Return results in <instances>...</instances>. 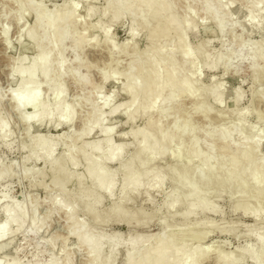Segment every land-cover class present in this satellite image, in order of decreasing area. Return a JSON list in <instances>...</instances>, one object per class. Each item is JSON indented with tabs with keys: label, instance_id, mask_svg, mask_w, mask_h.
<instances>
[{
	"label": "bare ground",
	"instance_id": "6f19581e",
	"mask_svg": "<svg viewBox=\"0 0 264 264\" xmlns=\"http://www.w3.org/2000/svg\"><path fill=\"white\" fill-rule=\"evenodd\" d=\"M9 1H13L16 6L17 21L21 22L24 15L28 12H32L34 15L33 24L31 26L27 24L24 25V28H21L22 30L20 31H22V35L32 43L36 51V55L29 63H27L28 61L25 63L26 58L24 55L19 56L16 58V62H13L14 64L8 75L9 80L11 78L16 79L15 87L12 88V90H10V88L8 90V92L10 91L8 93V98L11 101L12 107L14 111L16 110L20 114V120H22L28 129H31V124L37 125L40 124L41 121H44L52 128H58L59 126H67V128H70L75 118V112L74 108L66 103V89L62 80L67 75H70L73 79V84L82 89L89 87L91 83L88 77L80 76V73H77L81 67L87 66V64H85L86 62L75 60L73 64L74 67H71L70 64H67L64 52L69 50V46L81 48L91 46L94 48L96 44L91 42L93 39L89 41L88 38L87 41L84 39L85 36L83 33L80 32L81 34H78V32L76 34L74 30V26L78 22L74 14L77 12L78 6L81 5V3L79 2L80 4H78V2H76L78 0H66L48 12L45 7L46 11L44 10V5L40 4L43 0L39 2L43 9L37 5L38 3L36 4V0ZM83 1L85 2V0ZM182 1L186 2V0ZM244 1L246 0H243V2ZM201 2L204 3V9H201L205 12V14H202L205 15L207 19L210 18L212 20L221 37V34L227 30V22L234 21L231 19L233 17L232 14L230 15V10L233 6L232 3L224 5L221 0H198V3L201 4ZM263 2L262 0H247L246 3L244 2V8L248 10L247 17L245 16L247 25L250 24L259 29L264 28V10L262 11L260 9L261 3ZM175 3L172 0H111L102 8V11L100 10L101 17L109 16V23H115L125 16L131 17L128 39H125L122 44L123 50H126L129 44H132L130 42L136 38L139 26L142 28L147 22L149 23V20L154 21L153 19H156L159 21L154 28L146 29L147 33L145 36L151 40L150 47L140 54V59L130 62L127 65L126 72H124V83L121 84V89L127 99L114 108L112 107V109L105 114L103 107L113 99V91L107 96H103V98H106L100 105L93 103L91 96L92 94L101 92V89H103L102 84L101 86L99 85L100 87L98 88V85L95 86L96 89H92V91L85 96V102L91 106L90 114L88 118L82 122V127L80 131L75 134L74 138H87L95 133L100 134L102 138L98 140L94 138L91 141H85L77 146L76 149H74L73 146L66 145L67 149H65V152L62 154H56V149L60 141L65 138L64 135H35L29 137L31 138L29 140V145L22 144L20 146V150L24 152V156L22 157L23 162L26 163L31 160L34 162L40 161L43 163L42 166H45V169L49 170L51 174V180L49 182L51 183V189L57 192V196L53 197L49 202L50 210L52 212L58 211L64 213L65 224L69 226V235L71 234L73 236L77 247L81 250L83 249L87 254V264H114L119 248H124L126 251L124 264H203L204 261L210 257L212 249L210 248L211 245L210 247H205L202 246L201 243H203L202 241L205 240L213 230L239 237L240 234L238 235L237 230L240 229L234 227V225L238 227L237 223H233L234 225L231 223L232 225L229 224L227 226L226 224V226H219L217 223L214 224V221L210 223L211 220H201L197 217L200 214L206 213L220 214V207L218 209L216 207L217 205H214L212 201L210 202L209 198L206 197L208 194L205 195V193L202 192L204 189L201 190L199 184L201 186H206L212 179L219 184L223 181L233 182L235 180L241 189L240 194H244L247 184L250 181L249 184L252 183L258 187V191L256 192L257 195H255L256 199L264 196V187L260 186L264 173V160L262 161L258 157L260 156L258 151L262 140L259 139V133H257L258 131L255 130L254 127V130H252L253 134L250 133V135L247 134L248 136H241L243 130H245L244 111H240L236 114V122L234 121V124H231V126L229 124L228 128H222L216 131L203 130L207 142H204L207 144V151L203 153L201 149L199 150L200 147L198 148L199 143L197 138H190L191 136L186 138V136L188 137L189 134H193V131L195 132L197 129L190 124L188 120L189 116L179 120L180 117L178 118L177 115H173V117L170 115L173 125L171 124L172 122H170L167 130H165L166 128L163 130L162 125H160L162 123L160 120H162L163 117L169 116V109L173 107L175 104L174 102H177V98L182 94H187L190 101L195 99V103L196 99H198L201 104H198L199 109L197 111L199 112L201 107L199 113L203 116H208L211 112L210 107L213 105H217L222 110V105L225 102L224 100L228 92H225L228 86L224 90L221 83L214 84V79H211L212 82L209 86L201 85L200 75L203 69L210 70L214 73L220 65L229 60L232 56L231 51H228L229 53L226 54L220 53L219 51L212 57L209 54L210 52H207L208 49L206 48L207 51L205 50V46L210 41L208 39L207 41L201 40L200 43L191 46L187 38L190 36V33L196 32L195 29L197 25L195 22L197 21H194V18H192L195 14L194 16L192 15L193 9L191 10V8L185 10L187 12L185 16L178 14ZM193 4L195 5V3ZM86 6L87 9L85 11H87L86 14L89 17L93 16L95 12L99 10L95 6ZM243 22L244 20H241L242 25ZM233 25H235V21L232 23V26ZM25 26L27 27L25 28ZM95 26L104 36L103 40L107 43L106 45H108L106 48H108L110 57L113 56L116 49L114 48L115 46L109 44L111 25L103 26L102 24H96ZM141 28L139 29L141 30ZM8 30V27L4 26L1 28L0 32V40L3 45L7 47L9 46ZM173 36L175 39L174 42L171 41V43L169 41ZM94 39L96 40V38ZM160 40L166 41L167 43H159ZM67 44L69 46H67ZM250 45V53L253 56H258L257 60L251 62V68L257 70L259 63L262 62L264 69V42L251 43ZM144 61L146 64L143 63ZM116 71L115 74L113 72L101 73V81L104 85L106 82L115 79V75L117 74ZM259 73H264V70ZM121 75L123 76V72ZM37 76L41 78V82L37 79ZM258 76L257 79L262 80L261 78L263 76L261 78H258ZM255 77L253 76V78ZM257 79H253L255 80L254 82H257ZM222 80L223 79H221V81ZM43 87L45 88L43 90H46V93H48L47 96L50 95L53 98V103H49L48 100H46V96L43 97ZM228 95H230V93ZM229 97H231V95L226 97V101ZM233 99L235 102L234 104L240 103L241 94H236ZM148 100H150V102ZM144 101L150 106L143 105L144 108L142 106V102ZM160 102H162V104ZM163 102L165 103L164 105ZM166 102H168V104ZM177 104L179 105V103ZM224 105L226 106L225 103ZM196 107L197 106H195V108ZM155 108H157V112ZM181 109L182 108H180L179 111H181ZM152 110H155L154 114ZM117 113L125 115L126 122H133L135 119L137 120L138 117L145 118V123L142 127H137L136 129L134 128L123 133V136L128 135L131 138V143L124 141H120L116 144L113 143V138H111V136L114 128L104 125L107 114L112 117ZM182 114L184 115V113ZM256 129L258 128L256 127ZM249 130L250 129H248V132ZM232 132L239 134L240 142L236 144L232 143L230 139V134ZM243 133H245V131ZM176 139L190 140L188 144L185 142L183 143L188 146L187 150L189 153L187 151L186 153H188L191 159L187 158L186 153L181 150L175 151L173 154L171 153L172 155L169 152L167 154L166 146H171L172 142ZM12 142V133H9L7 123L0 116V143H3L6 147H10ZM218 142H220L219 147L221 148L218 149L222 151V153L220 152L221 154L217 156L216 153H213L215 151V149L213 151V146L215 147V143ZM130 145L136 146V150L133 155H131V158L124 160L125 151ZM178 146H180V144ZM181 146L183 147V145ZM230 148H232L233 154L231 151L232 157L229 156L231 159L229 162L227 160L228 166L224 169V165L222 164L225 160L223 161L221 156ZM166 157H169L171 161L175 163L186 157L187 171L175 174L171 169L158 170L154 167L156 161ZM194 159H199L201 161L199 166L196 164L195 167L193 166L192 161ZM213 159L216 161V166L213 165L214 162L211 164ZM113 162L122 163L121 169L119 170L121 172L120 192L117 200L114 201L109 208H103V210H101L100 205L103 202V198L113 197L116 188V172L108 168V165ZM81 163L84 165V169L81 172H76L75 169L79 167ZM221 169H224V173L221 175L223 178L218 175V173L221 174ZM41 170H39V172L37 171L38 174L35 172L34 176L37 174V176L40 175L41 178H46L44 176V170ZM190 170H195L197 173L199 184L198 180L196 183L193 179L189 178L188 171ZM249 170H251V172ZM245 172L248 173L246 177L248 179L243 180L240 179L241 177L238 178V174L239 176L241 174L243 176L246 174ZM168 173H170V179L171 175L173 177V185L176 183L175 188H184L186 192H181L180 194L178 193L180 189H174L172 186L173 190L167 193L164 196V200L149 212L145 211L142 207L133 208L128 206L129 201H132L140 192L146 194V202L152 203L153 198L150 195L151 191H162L166 182V174L168 175ZM9 175V170L6 167L0 170V180L5 179L6 176ZM26 176L28 177L27 173L25 174V177ZM44 180H38V183H35L36 180L34 181L32 178L30 181L31 186L40 184V187L42 186L43 189H47L49 183L47 185L44 184ZM71 181L77 182L78 191L76 190V193L66 188V185L68 183L70 184ZM241 197L243 196L241 195ZM242 199L239 203H235V206L233 205L234 212L240 211L244 216H249L253 219V225H249L248 228L245 229V234L251 235L255 239L258 250L257 253H254L249 247H245L242 249L241 255L250 256L256 264H264V232H261V230H258L259 227H256L261 223L260 217L263 213L262 209L264 205L256 208L250 204L253 201L255 202V199H251L253 201L249 198H244L246 201ZM247 199L251 202H247ZM2 207L3 208L0 209L3 215V219L0 221V248L11 236H16L21 230L29 228L26 230V232H28L31 228L34 234H38L45 225V223L41 224L37 221V217L34 213H32V217L30 216V220L27 219L25 208L19 201L17 203L15 201L12 205L5 204ZM80 207L83 208L86 215L90 217L96 226L113 222L122 223L130 227L146 228L150 221H153L154 217H156L157 213H160L162 209H164V216L159 221L161 228L158 232L144 234L131 231L127 236H123L121 233L109 235L90 229L91 227H88L86 221L81 218L78 219V217H76V211ZM176 217L179 218L178 227H175L172 223V220ZM27 221L28 226H26ZM47 230L48 226L42 231L43 234ZM182 236L191 238L195 241L194 244L183 245ZM54 241L55 237L48 243H52L53 245ZM214 258L218 264L239 263L238 260H232L229 253L228 255H221L219 253L216 255L214 254ZM2 260H0V264H20L17 258L5 262ZM64 261H66L64 264H73L70 257ZM47 264H61V262L52 260Z\"/></svg>",
	"mask_w": 264,
	"mask_h": 264
},
{
	"label": "rangeland",
	"instance_id": "374dc122",
	"mask_svg": "<svg viewBox=\"0 0 264 264\" xmlns=\"http://www.w3.org/2000/svg\"><path fill=\"white\" fill-rule=\"evenodd\" d=\"M66 0H43V2L40 0H36V4L38 6L44 5L48 12H50L55 6L58 4L65 2ZM88 1V2H86ZM111 0H85V2L82 0H78V4L81 3V5L78 6L77 12L74 14L75 19L78 21L77 24L74 26V30L76 31V34H81L85 36L84 39L88 41L92 40V43H96L94 45V48L91 46H87L85 48L81 47H70L69 50H66L67 52H64V57L67 60V64L73 66V64L76 61L80 62H86L87 66H83L78 70V74L80 76H85L90 79L91 85L87 88H80L76 87L75 84H73V79L70 77V75H67L65 78H63L62 83L65 86L66 89V103L69 104L74 108L75 112V118L72 123V126L70 128H67V126H59L58 128H52L50 125H47L44 121L40 124L34 125L31 124L30 128L20 120V114L12 107L11 101L8 98V90H12V88L16 85V79H10L8 78L10 69L13 66V62H16V58H18L21 55L25 56V63H29L30 60L36 55V51L32 45L31 42H29L24 35H22V30L24 28V25L31 26L34 22L33 17L34 15L32 12H28L24 15L21 22L16 20V6L13 1L9 0H0V32L2 27H8V47L3 45L2 41L0 40V116L8 125V131L9 133H12V144L10 147H6L3 143H0V170L3 168H7L9 170V176H6L5 179L0 180V209H2L5 204L16 203L19 201L21 204H23L27 219L30 220V216L32 217V213L35 214L37 217V221L39 223H45L44 227L38 234H34L33 231H31V228L28 232L26 230H21L18 232L19 234H16V236H11V238L3 243V246L1 245L0 248V258H4L2 260L3 262L12 260L13 258H17L20 262V264H47L51 262L52 260H58L61 262V264H64L66 261L65 259H71L73 264H87V254L83 249L81 250L79 247H77V244L75 242V239L70 234L69 235V226L65 224V216L63 212H52L50 210V200L57 196V192L53 189H51V186L49 183L51 180V174L49 173L48 169H45V166L43 167V163L38 161L34 162L33 160L28 162H23L22 157L24 156V152L20 150V146L23 144L29 145V140L32 136L35 135H64L65 138L60 141V143L57 146L56 154H62L65 152V149H67L66 145L73 146L74 149L77 148L81 143H84L85 141H91L92 139H100V134H92L90 137L87 138H80L75 139L74 136L77 134V132L80 131L82 127V122L88 118L90 114L91 106L85 102V96L92 91V89H96L95 86L100 87L102 84V88L100 93L92 94L91 100L93 103L101 104L103 100L106 98H103V96H107L110 92L113 91V99L106 104V106L103 107V110L106 114V112H109L112 107L114 108L119 103L125 101L126 95L121 89V84L124 83V72H126L127 65L132 62L133 60L140 59V54L151 45V40L146 38L145 34L147 33V28H154L159 21L156 19H153L154 21L149 20V23L147 22L144 28V26H139L141 30L138 28L137 36L134 40H132L129 44V47L126 50L122 49V44L125 39H128V29L129 25L131 23V17L125 16L123 19L115 22V23H109V16L101 17V11L102 8L105 7V5L110 2ZM176 5V10L178 11V14L185 16L187 12L185 10L193 9V16L195 24L197 25V28L195 29V33H190L187 38V41L191 46L196 45L197 43H200V41H209V43L205 46L208 49V53L213 57L215 56L219 51L220 53H229L228 51H231L232 56L229 58V60L220 65L217 70L213 73L210 70L203 69L201 71L200 75V83L204 86L211 85L212 80L215 82L214 84L221 83L222 88L227 92V96H230L228 100L226 101L225 97V104L226 106L222 105V110L217 105H213L210 107L211 112L208 116H203L197 110L198 104L200 105V101L195 99L190 101V98L188 99L187 94H182L177 98V102L175 101L173 107L169 109L168 113L169 116H166L163 120H160L162 123V129L167 130L170 122L173 125V121L171 119V116L177 115L179 120L184 119L185 117L189 116L188 120L190 121V124L193 125L194 128H197L195 132L193 131V134H189L191 136L190 138H197L199 143V150L201 149V152L207 151V142L205 139V133L204 131H216L220 130L222 128H228L229 124H234L233 122H236V118L238 112L244 111V124H245V133L242 132L241 136H248L253 134L252 130H257L259 133V139L262 140L258 154V156L262 161L264 160V73L260 74L259 72L263 71V63L260 62L257 70H253L251 68V62L254 60H257L258 56H253L250 53V44L253 43H261L264 42V28L259 29L257 27H253L252 25L246 23V17L248 14L247 8H244V4L247 2L242 0H221L224 5H228L232 3V8L230 10V15L232 14L231 19L235 21V25L232 26V23L234 21H228L227 22V30L221 34L220 37L219 32L216 30L214 23L209 18L207 19L205 15V12L202 10L204 9L203 5L204 3L201 2L198 3V0H186V2H183L182 0H172ZM185 1V0H184ZM195 1V2H194ZM197 1V2H196ZM200 1V0H199ZM250 1V0H249ZM252 1V0H251ZM264 0H262L263 2ZM40 2V4H39ZM80 2V3H79ZM195 3V5L193 3ZM226 2V3H225ZM230 2V3H229ZM234 2V3H233ZM86 5H91L92 7H96V12L93 16L89 17L85 11L87 8ZM201 5V6H199ZM197 6V7H195ZM41 7V6H40ZM263 7V8H262ZM42 8V7H41ZM42 8V9H43ZM44 8V10H45ZM197 8V9H196ZM202 8V9H201ZM244 8V9H243ZM199 9V11H198ZM203 11H201V10ZM236 9V10H235ZM262 11L264 10V2L261 3ZM101 10V11H100ZM46 11V10H45ZM99 11V12H98ZM235 11V12H234ZM98 12V13H97ZM233 12V13H232ZM97 13V14H96ZM186 13V14H185ZM264 13V11H263ZM100 14V15H99ZM202 15V16H201ZM77 16V17H76ZM246 16V17H245ZM73 17V18H74ZM91 19H89V18ZM205 17V18H204ZM245 17V18H243ZM261 18V17H260ZM99 20V22H98ZM210 20V21H209ZM238 20V21H237ZM241 20H244L243 25L241 23ZM96 21V23H95ZM101 22V23H100ZM104 22V23H103ZM106 23V24H105ZM231 23V24H230ZM237 23V25H236ZM94 24V25H92ZM96 24H102L103 26L111 25L110 30V38H109V44L115 46L116 52L113 56L110 57L107 43L104 42V36L100 32L99 29L95 26ZM105 24V25H104ZM155 24V25H154ZM23 26V27H22ZM95 26V28H94ZM232 26V27H231ZM27 26H25L26 28ZM22 28V29H21ZM230 29V30H229ZM259 29V30H258ZM216 30V31H215ZM145 31V32H144ZM81 32V33H80ZM85 32V33H84ZM250 33V34H249ZM20 35V36H19ZM19 36V38H18ZM22 36V37H21ZM24 36V37H23ZM212 36V37H211ZM17 37V38H16ZM21 37V41H20ZM87 37V38H86ZM23 38V39H22ZM96 38V40L94 39ZM221 38V39H220ZM1 39V36H0ZM18 39V40H17ZM174 36L170 39L169 42H174ZM111 40V41H110ZM255 40V41H254ZM20 41V42H19ZM96 41V42H95ZM167 43L166 41L160 40L159 43ZM172 43V42H171ZM164 44V43H163ZM136 47V48H133ZM122 49V51H121ZM118 50V51H117ZM120 51V52H119ZM217 51V52H216ZM215 53V54H214ZM113 57V58H112ZM144 64L145 61L143 62ZM74 67V66H73ZM117 70V71H116ZM253 70V72H252ZM115 79L112 81H108L103 84L101 81V73H114ZM123 72V76L121 75ZM226 74V75H225ZM225 75V76H224ZM262 77L260 79H257ZM253 76L255 78H253ZM38 77V76H37ZM70 77V78H69ZM41 82V78H37ZM221 79H223L221 81ZM257 79V82H254ZM220 80V81H219ZM217 81V82H216ZM219 81V82H218ZM225 83H224V82ZM102 82V83H101ZM223 82V83H222ZM225 84V85H224ZM100 85V86H99ZM104 85V86H103ZM45 89L44 87L42 90ZM228 89V90H227ZM45 92V95H44ZM230 93V95H228ZM241 94V100L240 103L234 104V97L236 94ZM46 93V90H43V97L46 96V100H48L49 103H53V98ZM181 98V99H180ZM51 99V100H50ZM198 100V102H197ZM150 102V100H148ZM165 102V101H164ZM163 102V105L165 104ZM228 102V103H227ZM162 104V102H160ZM168 104V102H166ZM179 103V105L177 104ZM206 103V102H205ZM72 104V105H71ZM147 104V105H146ZM208 104V103H207ZM74 105V106H73ZM150 106L145 101L142 102V106ZM159 105V104H157ZM170 105V104H169ZM178 109H176V106ZM206 105V104H205ZM171 106V105H170ZM182 106V107H181ZM195 106H197L195 108ZM144 107V106H143ZM181 111L180 110V108ZM145 108V107H144ZM245 108V109H244ZM157 108H155L156 110ZM196 109V110H195ZM226 111H225V110ZM243 109V110H242ZM155 110L153 111V114L155 113ZM183 110V111H182ZM196 113H194L195 111ZM157 112V110H156ZM228 112V113H227ZM258 112V113H257ZM184 113V115L182 114ZM187 115H186V114ZM194 113V114H193ZM225 114V115H224ZM260 114V115H259ZM262 114V115H261ZM202 115V116H201ZM108 116V117H107ZM106 119L104 121V125L106 127H113V134L111 138H113V143H118L120 141L124 142H130L131 138L127 136H123V133L128 132L131 129H136L137 127H142L145 123V118L138 117V119L134 120L133 122H126L125 115L121 113H117L114 116L110 117V115L107 114ZM201 116V117H200ZM260 116V117H257ZM205 117V118H204ZM112 118V119H111ZM168 118V119H167ZM259 118V119H258ZM171 119V120H170ZM113 120V121H112ZM120 120V121H119ZM181 122V121H180ZM171 125V126H172ZM181 125V123H180ZM170 126V127H171ZM161 127V126H160ZM204 127V128H203ZM254 127V129H253ZM256 127L258 129H256ZM207 129V130H204ZM248 129L249 132H248ZM204 130V131H203ZM11 131V132H10ZM192 133V132H191ZM248 134V135H247ZM11 135V134H10ZM230 139L232 143L240 142V136L236 132H232L230 134ZM124 139V140H123ZM176 139L172 142V145H168L167 148V154L168 152L173 154L175 151H183L186 153V151L189 153L188 146V139ZM177 141V142H176ZM185 142V143H183ZM206 142V143H204ZM183 143V144H182ZM190 143V142H189ZM180 144V146H178ZM183 145V147L181 146ZM185 145V146H184ZM27 146V145H26ZM220 142L215 143V147L213 146V153H216L217 156L222 153L219 149ZM136 146H128L125 154H124V160H127L131 158L133 153L135 152ZM219 148V149H218ZM169 149V150H168ZM230 150V151H229ZM225 151L221 156L223 162L222 165H224V169L226 166H228V162L232 157L231 151L232 148ZM217 151V152H216ZM221 152V153H220ZM186 153L187 158H190V156ZM207 153V152H206ZM227 153V154H226ZM169 154V155H170ZM171 154V155H172ZM215 154V156H216ZM233 154V151H232ZM168 155V156H169ZM230 156V157H229ZM187 158H182L179 160V162H173L169 157H166L162 160L156 161L154 164V167L158 170H165V169H171L173 173L180 174L183 173L186 170V160ZM225 158V159H224ZM80 159V158H79ZM191 159V158H190ZM81 160V159H80ZM199 159H194L192 161L193 166L195 167V164L197 166L200 165L201 161ZM216 160V158H215ZM214 159L211 161V164L214 162L213 165L216 166V161ZM228 160V162H227ZM181 161V162H180ZM189 161V160H188ZM122 162V161H121ZM227 162V163H226ZM264 162V161H263ZM122 163L113 162L112 164L108 165L109 169L115 170L116 172V188L113 194V197H104L103 202L100 205V209L103 210L109 208L114 201L117 200L119 192H120V186H121V172L119 171L121 169ZM161 166V167H160ZM167 166V167H166ZM196 166V167H197ZM169 167V168H168ZM161 168V169H160ZM44 170L45 177H42L40 175L37 176V171ZM84 169V165L81 163L79 167L75 169L76 172H81ZM224 169L220 171L221 174L218 175L221 176L222 173H224ZM41 170V171H42ZM170 170V173H171ZM252 170V168H251ZM251 170H249L251 172ZM36 176H34V173ZM28 174V177H25V174ZM170 173L168 175L166 174V182L163 186L162 191L152 190L150 195L153 198V202L149 203L146 202V194L144 192H140L139 195H136L132 201L128 203L129 207L133 208H144L145 211L149 212L153 210L157 205H159L163 200L164 196L172 191V186L174 189L179 190L178 193L181 194L186 192V189L184 188H175V185H173L172 175L170 179ZM190 175H189V174ZM189 178L193 179L194 182L197 183L198 175L195 172V170L188 171ZM246 174L242 176V174L238 178L240 179H248L247 172ZM47 174V175H46ZM172 174V173H171ZM35 178H34V177ZM207 176V175H205ZM218 176V177H219ZM38 177V178H37ZM245 177V178H244ZM35 181V183H38L39 181H43L44 184H48L49 190L46 188L43 189V187H40V184L31 186V180ZM223 178V176H221ZM38 179V180H37ZM247 182V181H246ZM250 182V181H249ZM247 184V188L244 192V194L241 193V189L239 188V185L235 180L232 181H223L221 184L218 182H214V179L211 180V182L208 185L201 186L198 184L199 187L204 189L202 192L208 194L206 197L209 198L210 202L212 201L214 205H217L216 207L219 209L220 207V214L215 213H206V214H200L197 217L199 219H204L206 221H214V224H218L219 226H223L227 224H236L234 225L235 228L240 229L238 231V235L240 236L235 237L230 234L226 233H220L218 230H213L210 235L203 240L201 243L202 246H209L211 245V255L209 258H207L203 264H218L215 261L214 254H221V255H228V253L231 255L232 260H238V264H256L253 258L250 256H242L241 252L242 249L245 247H249L254 253H257L258 245L255 239L251 235H246L245 229L248 228L249 225H253L254 221L249 216H244L240 211L234 212V206L235 203H239L241 199L246 201L244 198L255 199L256 201H249L247 199V202H249L251 205H253L256 208L262 207L264 205V196H262L259 199H256L255 195H257L258 187L253 185L252 183ZM237 183V184H236ZM30 185V187H29ZM264 187V173L262 175V183L261 185ZM34 187V188H33ZM66 188L68 190H72L73 192L78 191V185L77 182L71 181L70 184L68 183L66 185ZM48 192H47V191ZM77 190V191H76ZM119 190V191H118ZM256 193V194H255ZM241 195L243 197H241ZM253 197V198H252ZM263 198V199H262ZM258 200V201H257ZM261 200V201H259ZM49 203V204H48ZM255 203V204H254ZM257 204V205H256ZM234 205V206H233ZM252 206V207H253ZM263 213L260 217V225H257L256 227H259L258 230H261V232H264V206H263ZM2 210H0V221L3 219ZM51 212V213H50ZM78 219H82L87 222L88 227H91L90 229L106 233L109 235L115 234V233H121L123 236H127L128 234L132 232H138V233H144V234H151L158 232L161 228L160 219L164 216V209L158 212L156 217H154L153 221L146 226V228L141 227H135V226H125L122 223H105L101 224L99 226H96L90 217L86 215L83 208L80 207L76 211ZM64 219V220H63ZM174 221V222H173ZM179 218H175L172 220L173 225L175 227H178ZM258 223V224H259ZM28 226V221L26 223ZM231 224V225H232ZM46 226H48V230L44 232L43 230L46 229ZM246 227V228H245ZM26 228V227H25ZM244 228V229H243ZM263 228V229H262ZM24 231V232H23ZM32 232V233H30ZM52 235V236H51ZM60 235V236H59ZM174 235V234H173ZM178 236V235H177ZM176 236V237H177ZM51 237V238H50ZM55 241L52 245L50 242L51 239H54ZM182 244L183 245H191L194 244V240L187 236H182ZM47 238V239H46ZM57 238V239H56ZM49 239V241H48ZM66 244V245H65ZM65 247V248H64ZM64 248V249H63ZM72 248V249H71ZM125 250L124 248H119L116 254V259L114 264H124L125 260ZM215 252V253H214ZM218 252V253H216ZM68 253V255H67ZM2 256V257H1ZM14 256V257H13ZM87 256V257H86ZM57 257V258H56ZM55 258V259H54ZM264 260V259H263ZM64 261V262H63Z\"/></svg>",
	"mask_w": 264,
	"mask_h": 264
}]
</instances>
